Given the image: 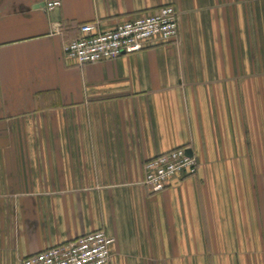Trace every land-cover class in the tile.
Masks as SVG:
<instances>
[{
  "label": "crops",
  "instance_id": "crops-1",
  "mask_svg": "<svg viewBox=\"0 0 264 264\" xmlns=\"http://www.w3.org/2000/svg\"><path fill=\"white\" fill-rule=\"evenodd\" d=\"M161 7L176 40L63 59L80 25ZM178 148L195 174L148 193ZM98 230L109 264H264V0H0V264Z\"/></svg>",
  "mask_w": 264,
  "mask_h": 264
},
{
  "label": "built area",
  "instance_id": "built-area-1",
  "mask_svg": "<svg viewBox=\"0 0 264 264\" xmlns=\"http://www.w3.org/2000/svg\"><path fill=\"white\" fill-rule=\"evenodd\" d=\"M50 3L48 9L58 6ZM179 15L172 7H161L151 14L138 16L100 31L96 24L78 27V35L66 42L62 57L76 67L115 60L178 38ZM185 148H178L143 164L142 185L153 194L168 188L176 179L192 176L199 164ZM114 238L98 230L77 239L45 249L21 259L20 264H109Z\"/></svg>",
  "mask_w": 264,
  "mask_h": 264
},
{
  "label": "water",
  "instance_id": "water-1",
  "mask_svg": "<svg viewBox=\"0 0 264 264\" xmlns=\"http://www.w3.org/2000/svg\"><path fill=\"white\" fill-rule=\"evenodd\" d=\"M186 154L189 156V157H193V152L190 150V149H187L186 150Z\"/></svg>",
  "mask_w": 264,
  "mask_h": 264
}]
</instances>
